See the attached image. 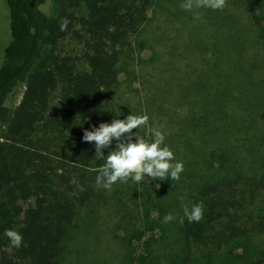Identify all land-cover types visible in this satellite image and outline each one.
I'll return each mask as SVG.
<instances>
[{"label": "rangeland", "instance_id": "1", "mask_svg": "<svg viewBox=\"0 0 264 264\" xmlns=\"http://www.w3.org/2000/svg\"><path fill=\"white\" fill-rule=\"evenodd\" d=\"M182 2L153 1L140 32L122 47L118 88L108 102L117 113L113 119L146 114L142 137L151 140L154 129L164 133L184 171L179 181L145 176L139 183L117 182L99 206L83 208L69 243L74 264H252L264 252V230L217 246L195 243L183 224L177 226L179 197L196 204L189 189L219 180L229 200L223 221L239 225L264 215V38L251 20V0H227L222 11L202 8L198 20L181 9ZM9 22L6 0H0V67ZM52 51L78 60L83 45L68 35ZM24 90L23 84L13 94V110ZM48 111L62 112L58 90ZM60 158L49 155L51 165ZM168 213L178 220L164 223Z\"/></svg>", "mask_w": 264, "mask_h": 264}, {"label": "trees", "instance_id": "2", "mask_svg": "<svg viewBox=\"0 0 264 264\" xmlns=\"http://www.w3.org/2000/svg\"><path fill=\"white\" fill-rule=\"evenodd\" d=\"M153 1L6 0L11 37L0 67V264H74L69 243L78 218L90 203L99 206L106 191L96 186L105 160L95 156L94 142H83V132L110 123L117 114L108 100L118 88L122 47L140 32ZM250 8L264 38V0H251ZM62 18L69 21L65 31L60 30ZM68 35L83 45L81 59L52 51ZM47 47L51 50L44 54ZM23 84L21 101L13 110L12 96ZM55 90L60 114L48 111ZM17 139L27 147L17 145ZM114 143L104 150L105 156ZM52 153L61 157L56 165H51ZM223 185L219 180L189 189L188 199L204 205L200 222L180 223L193 242L221 246L264 230V215L239 225L223 221L229 212ZM170 187L166 182L165 189ZM28 199L33 201L26 206L18 203ZM8 229L22 234L19 248L10 246ZM252 264H264V252Z\"/></svg>", "mask_w": 264, "mask_h": 264}, {"label": "clouds", "instance_id": "3", "mask_svg": "<svg viewBox=\"0 0 264 264\" xmlns=\"http://www.w3.org/2000/svg\"><path fill=\"white\" fill-rule=\"evenodd\" d=\"M181 9L193 12L195 19L201 18L200 9L213 11L223 10L227 7V0H183ZM69 21L62 18L60 30L67 29ZM149 117L144 115H127L124 119L115 118L111 123L101 122L99 126L92 125L91 130L84 129L83 142H94L95 156L105 160L99 168L96 176V186L105 190H111L117 182L127 183L129 178L134 182H141L145 176L152 180H175L179 181L184 171V164L176 161L172 150L164 143L165 134L159 130L152 131V139H146L136 132L141 127L148 126ZM115 141L114 150H110L107 156L105 149H111ZM160 188V184L156 185ZM183 215L179 216V223L185 219L189 223L200 222L204 216L203 202L189 205L185 203V196L179 197ZM177 219L173 213L164 216L163 222L169 223ZM5 235L10 241V246L19 248L23 243L20 232L8 229Z\"/></svg>", "mask_w": 264, "mask_h": 264}]
</instances>
